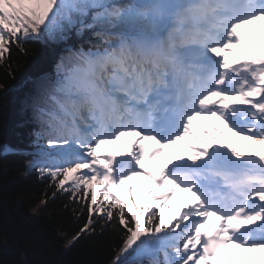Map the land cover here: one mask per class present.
<instances>
[{"label":"snow or ice","instance_id":"6c2138e0","mask_svg":"<svg viewBox=\"0 0 264 264\" xmlns=\"http://www.w3.org/2000/svg\"><path fill=\"white\" fill-rule=\"evenodd\" d=\"M262 21L264 0H0V60L61 48L26 108L30 167L87 212L70 244L98 221L112 264H264Z\"/></svg>","mask_w":264,"mask_h":264},{"label":"trees","instance_id":"16d2710c","mask_svg":"<svg viewBox=\"0 0 264 264\" xmlns=\"http://www.w3.org/2000/svg\"><path fill=\"white\" fill-rule=\"evenodd\" d=\"M9 47L0 60V264H112L122 231L110 223L101 229L97 221L89 226L94 231L70 244L87 212L30 167L36 126L26 101L32 82L53 70L61 48L39 40L25 43L24 52Z\"/></svg>","mask_w":264,"mask_h":264},{"label":"bare ground","instance_id":"6f19581e","mask_svg":"<svg viewBox=\"0 0 264 264\" xmlns=\"http://www.w3.org/2000/svg\"><path fill=\"white\" fill-rule=\"evenodd\" d=\"M253 29H254V32H255L256 35H261V34H263V33L261 32V30H259V29H255V28H253Z\"/></svg>","mask_w":264,"mask_h":264},{"label":"rangeland","instance_id":"374dc122","mask_svg":"<svg viewBox=\"0 0 264 264\" xmlns=\"http://www.w3.org/2000/svg\"><path fill=\"white\" fill-rule=\"evenodd\" d=\"M264 34V33H263ZM106 147V145H103L102 148ZM187 196V194H185Z\"/></svg>","mask_w":264,"mask_h":264}]
</instances>
